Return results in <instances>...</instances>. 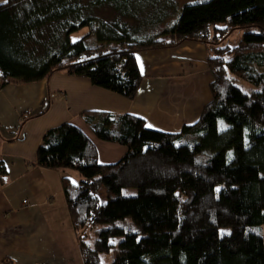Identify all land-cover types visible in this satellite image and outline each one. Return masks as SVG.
Returning <instances> with one entry per match:
<instances>
[{"label": "trees", "instance_id": "1", "mask_svg": "<svg viewBox=\"0 0 264 264\" xmlns=\"http://www.w3.org/2000/svg\"><path fill=\"white\" fill-rule=\"evenodd\" d=\"M132 4L0 5V88L61 72L133 100L143 81L138 52L186 41L212 46V100L181 132L150 129L132 114L86 112L97 138L127 149L111 164L99 162L95 143L72 122L44 135L38 165L81 176H64L62 185L84 264H102L111 251V264H264V0L186 4L161 38L146 41L129 24ZM213 26L244 33L236 46L219 45ZM130 189L136 193L125 194Z\"/></svg>", "mask_w": 264, "mask_h": 264}, {"label": "crops", "instance_id": "2", "mask_svg": "<svg viewBox=\"0 0 264 264\" xmlns=\"http://www.w3.org/2000/svg\"><path fill=\"white\" fill-rule=\"evenodd\" d=\"M211 47L186 41L138 52L143 81L133 100L61 72L39 82L13 79L0 88V264H84L64 195L66 175L38 165L44 135L72 122L95 143L99 162L111 164L127 149L97 138L86 112L132 114L150 129L181 132L212 100Z\"/></svg>", "mask_w": 264, "mask_h": 264}, {"label": "rangeland", "instance_id": "3", "mask_svg": "<svg viewBox=\"0 0 264 264\" xmlns=\"http://www.w3.org/2000/svg\"><path fill=\"white\" fill-rule=\"evenodd\" d=\"M204 1L207 0H133L132 11L135 17L134 19H131L129 21V24L133 29H136L137 38L141 41H146L153 38H161L163 32L165 30L170 29L177 22L184 5L204 2ZM228 26L229 25L227 23H222V24L220 23L215 25V27L219 29L228 28ZM215 27L213 26L211 28L212 30L211 38L213 37L212 39L219 41L220 42L219 45L223 44L229 46H236L239 44L244 33V29L242 28H237L230 31H226V30L222 31V30H215L214 29ZM86 31L87 29H82L81 31L72 34L71 39L73 41H76L82 35H84ZM176 143L181 144L180 141H177ZM61 171H63V173L66 176H69L76 183L81 180V176L75 170L62 169ZM135 193H136L135 189H130L125 192V194H131V195ZM99 195L101 201H106L105 187L101 188ZM94 239L95 237L93 236L92 241ZM77 240H78V236H77ZM112 259H113V251L109 253H105L102 255V264H111Z\"/></svg>", "mask_w": 264, "mask_h": 264}, {"label": "snow or ice", "instance_id": "4", "mask_svg": "<svg viewBox=\"0 0 264 264\" xmlns=\"http://www.w3.org/2000/svg\"><path fill=\"white\" fill-rule=\"evenodd\" d=\"M5 3H7V0H4ZM141 71H143V65L141 64ZM149 127H151V125H148ZM219 191V189H217V192Z\"/></svg>", "mask_w": 264, "mask_h": 264}, {"label": "built area", "instance_id": "5", "mask_svg": "<svg viewBox=\"0 0 264 264\" xmlns=\"http://www.w3.org/2000/svg\"><path fill=\"white\" fill-rule=\"evenodd\" d=\"M24 204H25V205L29 204V203H28V200H25V201H24Z\"/></svg>", "mask_w": 264, "mask_h": 264}]
</instances>
